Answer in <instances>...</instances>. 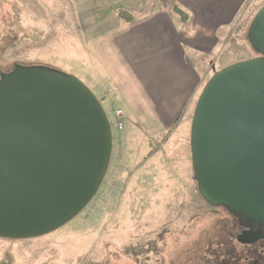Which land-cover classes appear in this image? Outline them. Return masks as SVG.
Segmentation results:
<instances>
[{"label":"water","instance_id":"water-1","mask_svg":"<svg viewBox=\"0 0 264 264\" xmlns=\"http://www.w3.org/2000/svg\"><path fill=\"white\" fill-rule=\"evenodd\" d=\"M255 57L214 71L190 124L192 177L211 208L264 226V5L246 31ZM112 152L101 103L72 75L40 66L0 74V239L48 235L95 197Z\"/></svg>","mask_w":264,"mask_h":264},{"label":"rangeland","instance_id":"rangeland-1","mask_svg":"<svg viewBox=\"0 0 264 264\" xmlns=\"http://www.w3.org/2000/svg\"><path fill=\"white\" fill-rule=\"evenodd\" d=\"M244 1L216 68L255 57L246 31L264 0ZM131 13L117 15L133 19ZM80 21L71 0H0V73L20 65L72 75L105 98L110 119L120 105L90 59ZM99 85L109 95L101 96ZM192 115L180 114L176 130L156 135L125 118L123 130L113 131L112 160L92 202L48 235L0 239V264H264V245L242 247L228 212L207 206L197 193Z\"/></svg>","mask_w":264,"mask_h":264},{"label":"crops","instance_id":"crops-1","mask_svg":"<svg viewBox=\"0 0 264 264\" xmlns=\"http://www.w3.org/2000/svg\"><path fill=\"white\" fill-rule=\"evenodd\" d=\"M71 2L81 18L90 59L112 88L123 119L156 135L176 130L179 115L193 113L204 84L224 68L216 65L229 46L228 35L245 1ZM118 11L135 14L131 13L133 19H119ZM233 63L228 61L225 67ZM95 89L101 96L109 95L101 91L102 85Z\"/></svg>","mask_w":264,"mask_h":264},{"label":"flooded vegetation","instance_id":"flooded-vegetation-1","mask_svg":"<svg viewBox=\"0 0 264 264\" xmlns=\"http://www.w3.org/2000/svg\"><path fill=\"white\" fill-rule=\"evenodd\" d=\"M0 74H2V73H0ZM239 220L240 219H235V221H234V224L237 225L236 229L238 230V232H237V234L235 236V240H236L237 236L240 233H242L243 231H247L248 230V231L254 232V231H256L259 228V226L256 225L255 223H251L250 222V224H247V223L244 224V223L240 222ZM260 229H261L262 235H263V237L261 239L257 240L255 243L250 244V245H241V244L240 245L242 247H247V248H251V249H253L254 247H256V248L257 247H262L264 245V226L261 227Z\"/></svg>","mask_w":264,"mask_h":264},{"label":"built area","instance_id":"built-area-1","mask_svg":"<svg viewBox=\"0 0 264 264\" xmlns=\"http://www.w3.org/2000/svg\"><path fill=\"white\" fill-rule=\"evenodd\" d=\"M112 130L115 132H121L123 130V114L120 110H114L112 118L109 119Z\"/></svg>","mask_w":264,"mask_h":264},{"label":"trees","instance_id":"trees-1","mask_svg":"<svg viewBox=\"0 0 264 264\" xmlns=\"http://www.w3.org/2000/svg\"><path fill=\"white\" fill-rule=\"evenodd\" d=\"M97 99H98V101L101 103V105H102V100L103 99H105V98H98V97H96ZM103 107V106H102ZM112 160V153H111V157H110V161ZM110 161H109V164H108V168H107V171H108V169H109V166H110ZM107 171H106V173H107ZM104 180V179H103ZM102 184V183H101ZM101 184H100V186H99V188H98V191H97V193L99 192V190H100V187H101ZM96 193V194H97ZM94 199V197L92 198V200ZM92 200L89 202V204L92 202ZM88 204V205H89ZM87 207V206H86ZM85 207V208H86ZM229 214V213H228ZM229 217L231 218V222L233 223L234 221H235V219H240L239 221L240 222H242V223H247V224H250V221H247V220H245V219H243V218H241V217H237V216H234V215H231V214H229ZM236 227H237V225H236Z\"/></svg>","mask_w":264,"mask_h":264}]
</instances>
